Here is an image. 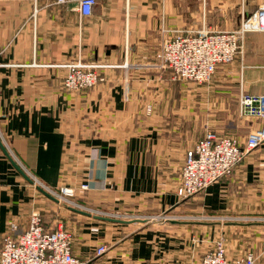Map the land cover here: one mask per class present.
<instances>
[{"label":"crops","instance_id":"0c3cea01","mask_svg":"<svg viewBox=\"0 0 264 264\" xmlns=\"http://www.w3.org/2000/svg\"><path fill=\"white\" fill-rule=\"evenodd\" d=\"M177 13L173 0H97L89 17L75 4L0 0V139L22 172L53 190L74 189L82 207L46 197L0 148V247L11 223L20 232L38 212L48 231L60 221L71 232L85 264H198L220 234L229 258L264 254V243L246 242L245 221L264 219V143L203 193L184 201L175 193L205 123L240 145L264 127L239 118L237 105L227 114L239 90L264 94V68H253L264 64V34H247L243 62L220 68L203 88L157 67L163 29H184ZM76 63L102 66L93 89L63 88L66 66ZM169 212L181 219H136Z\"/></svg>","mask_w":264,"mask_h":264},{"label":"built area","instance_id":"2783aa9c","mask_svg":"<svg viewBox=\"0 0 264 264\" xmlns=\"http://www.w3.org/2000/svg\"><path fill=\"white\" fill-rule=\"evenodd\" d=\"M205 1V0H203ZM56 5L75 4V10L82 17L92 15L97 0H53ZM241 4L240 20L231 31L206 29L202 26L194 31L189 29H163L165 39L156 53L157 67L171 71L174 79L184 82L204 84L220 68L230 65L239 59L243 62L245 36L249 33L264 34V0L256 9L245 11ZM99 65L80 63L66 66L62 86L68 92L78 93L93 89L100 81ZM253 68H264V64ZM239 118H253L264 121V94L253 95L239 90L237 97ZM147 111L150 108L147 107ZM1 140V139H0ZM3 146L4 143L1 141ZM264 143V127L248 135L242 145L235 137L221 136L206 128L202 138L190 149L186 150L184 163L180 171V180L175 193L181 200H188L203 193L215 182L229 177L235 167L254 149ZM24 171V170H23ZM36 187L43 189L58 203L69 207L82 208L73 202L75 191L69 187L50 189L39 183L28 171H24ZM87 190V185H81ZM97 216L116 217L114 214L94 211ZM162 222H176L179 216L167 213L152 217ZM196 219V218H195ZM197 220V219H196ZM230 220V219H221ZM146 217L144 222H149ZM107 247L99 246L95 254L100 256ZM259 255L248 252L244 256L229 258L225 239L220 237L207 251L198 264H258ZM0 264H85L72 252V234L64 228L60 221L55 229L48 231L42 216L34 212L29 216L27 227L18 232L14 224L9 225V233L5 235L0 247Z\"/></svg>","mask_w":264,"mask_h":264},{"label":"rangeland","instance_id":"374dc122","mask_svg":"<svg viewBox=\"0 0 264 264\" xmlns=\"http://www.w3.org/2000/svg\"><path fill=\"white\" fill-rule=\"evenodd\" d=\"M235 1L236 0H205V1L203 0H173V5L178 9L177 15L180 17V24L184 23V25L181 26V28L196 31L200 29L202 26H205L206 29L210 28L212 30H218V31H231L237 27L239 20H240L241 5L238 4L239 2L236 3ZM259 1L261 0H251V4L247 5V7H245L244 10L246 12L254 10L256 8V3H258ZM216 77H217V73H215L210 79V81L207 83H204V84H197V83H192V82L190 83L194 84L195 86H201L203 88H206L210 84L217 82ZM233 91H236V90H233ZM210 92H211L210 90L206 91L204 95L206 94L208 95L210 94ZM227 104H229L227 106L228 116L229 117L235 116L236 115V105H237L236 98L228 97ZM209 109L210 107L207 106V100L203 101L202 115L204 116V118L206 117L205 115L209 114ZM207 119L209 118L206 117V121ZM206 125L208 124L205 123L204 129L207 128ZM208 129L212 130L210 126ZM74 208L78 209L77 207H74ZM167 214L169 216H174V217H176L177 215L180 216V214H177L176 212L175 213L169 212ZM93 215H96L95 212L93 213ZM152 217L153 216L148 217L150 220L149 222L140 221V220L144 221L145 219L143 218L136 217V219L138 220L137 222L150 223V222L155 221ZM112 218H116V217H112ZM245 221L247 222V224H250V226L249 225L247 226L249 227L248 228L249 230L248 229L246 230L247 232L250 231L246 233L248 235L246 238V242H249V241L255 242L256 245L257 243L258 245L260 243H264V219L254 218V219H250L249 221L248 220H245ZM220 237L225 239L223 234H220L219 238ZM253 253H255L256 255L259 254L258 252L257 253L253 252ZM258 264H264V254L259 256Z\"/></svg>","mask_w":264,"mask_h":264},{"label":"water","instance_id":"95a60500","mask_svg":"<svg viewBox=\"0 0 264 264\" xmlns=\"http://www.w3.org/2000/svg\"><path fill=\"white\" fill-rule=\"evenodd\" d=\"M0 148H1L2 151L5 153V155L10 159V161L12 162V164L15 165L16 169L19 170L21 173H23L24 177L27 178V179L31 182V180L29 179V177H28L24 172L21 171L20 167L17 166V165L15 164L14 160L8 155V152H7L6 148L3 146V144L1 143V140H0ZM38 189H39V191H40L41 193H43V194H44L46 197H48L49 199H51V200H53V201H55V202H58L56 199H54L53 197H51V196H50L47 192H45L43 189H40V188H38Z\"/></svg>","mask_w":264,"mask_h":264}]
</instances>
